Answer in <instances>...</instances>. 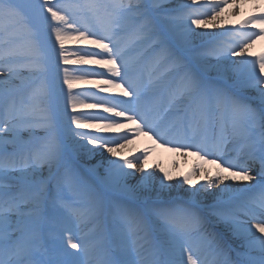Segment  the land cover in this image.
<instances>
[{"label":"snow or ice","instance_id":"6c2138e0","mask_svg":"<svg viewBox=\"0 0 264 264\" xmlns=\"http://www.w3.org/2000/svg\"><path fill=\"white\" fill-rule=\"evenodd\" d=\"M257 42L264 0H0V264H264Z\"/></svg>","mask_w":264,"mask_h":264},{"label":"bare ground","instance_id":"6f19581e","mask_svg":"<svg viewBox=\"0 0 264 264\" xmlns=\"http://www.w3.org/2000/svg\"><path fill=\"white\" fill-rule=\"evenodd\" d=\"M232 22L234 23V21ZM76 47H82V45H72L70 48ZM252 51L257 53L260 51H264V42H257ZM149 145L150 141H148L146 137H138L133 141L131 145L128 146L127 149L124 150V154H139L142 149ZM149 163L172 171L174 175L179 177L181 174L193 169L194 166L199 163V161L196 157L191 155L182 156L178 153L168 152L164 149L157 148L149 156ZM206 167H210L213 172L215 171V168L212 166Z\"/></svg>","mask_w":264,"mask_h":264},{"label":"rangeland","instance_id":"374dc122","mask_svg":"<svg viewBox=\"0 0 264 264\" xmlns=\"http://www.w3.org/2000/svg\"><path fill=\"white\" fill-rule=\"evenodd\" d=\"M84 46V45H83Z\"/></svg>","mask_w":264,"mask_h":264}]
</instances>
